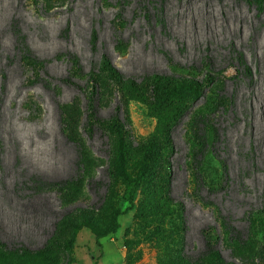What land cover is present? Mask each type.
Returning a JSON list of instances; mask_svg holds the SVG:
<instances>
[{"label":"rangeland","instance_id":"obj_1","mask_svg":"<svg viewBox=\"0 0 264 264\" xmlns=\"http://www.w3.org/2000/svg\"><path fill=\"white\" fill-rule=\"evenodd\" d=\"M100 56L122 83L100 69ZM153 74L193 78L201 96H156ZM89 101L99 120L116 106L127 117L128 174L144 141L158 140L132 209L98 244L82 225L68 254L15 257L0 248V264H208L206 230L217 237L220 264H264V0L260 9L253 0H0V242L7 250L33 253L49 236L65 239L68 229L54 226L70 211L103 224L126 207L105 172L112 139L85 122ZM197 111L216 130L202 154L188 130ZM69 181L75 186L61 193L36 187Z\"/></svg>","mask_w":264,"mask_h":264},{"label":"trees","instance_id":"obj_2","mask_svg":"<svg viewBox=\"0 0 264 264\" xmlns=\"http://www.w3.org/2000/svg\"><path fill=\"white\" fill-rule=\"evenodd\" d=\"M253 2L260 9L261 0H253ZM234 59L236 62H238L239 66L242 67V71L246 75H249V69L243 64L241 57L235 56ZM99 61L100 69L104 71V73L113 82L122 83L121 74L105 56H100ZM88 79H90L92 82L93 75H90ZM209 79L211 78L208 75L204 76V81L206 84L211 83V80ZM148 83L151 92L160 97L163 96L166 98H173L185 92L191 94L192 100L195 101L201 96L202 92L201 83L193 78L177 77L175 79H171L165 76L163 77L153 74L149 76ZM93 103V101H89L86 106L85 122L90 127L92 126V123L101 125L104 132H106L112 139L110 144V155L105 172L111 180L117 181L121 186V200L126 204V207L122 211L117 208L113 209L109 214V220L103 224H97L90 220L86 217V215L83 214L82 210L77 209L78 211L75 210L76 212L74 214L70 211L67 214H64L59 223L55 224L54 226V229L57 227L58 229H68V236L65 239H59L56 236H49L44 245L33 253L27 249L7 250L5 244L0 242V248L4 249L5 254L19 257L20 253L24 252L23 254L25 255L33 254L35 256L46 257L51 250H60L68 254L73 248L75 234L82 225L89 228L94 236L95 243L98 244L100 239L106 237L109 234L115 233L116 229L118 228L116 224V218L132 209L136 192L141 189L143 183L147 180L150 166L157 155L159 149L158 140L154 136H150L144 141L140 156V164L133 175L128 174L125 169L126 154L132 140L129 121L125 115L122 116V119L118 117V113L120 112L119 106L114 108V114L107 120H99L95 116L96 107ZM188 130L190 137L197 146L200 154H202L208 148V143L206 141L207 134H209L211 137L209 144L210 146L213 144L216 137V130L213 128L211 121H208L207 114L203 111H197L193 113L188 123ZM167 150L170 151L171 147L168 146ZM87 167L88 166L83 161H81V159L78 160V173L85 172ZM71 186H75L73 181L56 183L53 184V186L41 184L40 186L38 185L36 187L37 191L41 192L59 191V193H61L60 191ZM71 216H74L73 219ZM202 239L205 245L203 256L208 261V264H220L221 258L219 252L214 248L215 242L217 241V237L214 236V231H203ZM183 264L189 263L186 262Z\"/></svg>","mask_w":264,"mask_h":264}]
</instances>
